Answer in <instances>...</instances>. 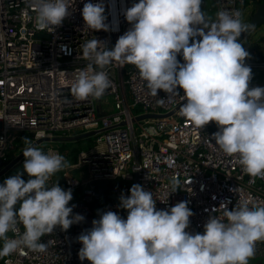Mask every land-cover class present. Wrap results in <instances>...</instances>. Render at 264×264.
Masks as SVG:
<instances>
[{
    "label": "clouds",
    "instance_id": "9594fccd",
    "mask_svg": "<svg viewBox=\"0 0 264 264\" xmlns=\"http://www.w3.org/2000/svg\"><path fill=\"white\" fill-rule=\"evenodd\" d=\"M201 5L202 0H138L124 10L131 27L111 49L97 39L83 45L82 56L89 63L79 71L71 91L81 101L99 99L112 84L105 69L132 64L151 95L163 90L171 97L182 89L180 115L200 129L214 122L216 145L225 154L238 156L242 171L254 182L264 178V87H249L252 71L245 60L250 54L238 42L241 33L253 26L244 23L239 13L224 10L211 20ZM30 7L37 31H54L70 14L68 0H30ZM81 16L92 31L108 30L102 2L84 3ZM25 141L23 170L29 178L17 173L0 184V258L21 247L43 252L47 244L41 237L51 235L57 226L67 231L84 219L69 206L71 190L49 185L51 177L67 166L65 157ZM177 188L179 181L173 180L170 192ZM129 193L119 197L118 205L127 210L126 219L105 211L78 235L81 261L249 264L256 243L264 241V206L250 207L249 201H241L225 210V219L209 216L203 233H189L193 212L187 201L157 210L153 193L141 185L133 184Z\"/></svg>",
    "mask_w": 264,
    "mask_h": 264
},
{
    "label": "built area",
    "instance_id": "2783aa9c",
    "mask_svg": "<svg viewBox=\"0 0 264 264\" xmlns=\"http://www.w3.org/2000/svg\"><path fill=\"white\" fill-rule=\"evenodd\" d=\"M213 1L217 12L240 14L239 4L244 0ZM86 2L103 3L107 31H92L84 25L81 9ZM137 2L68 0L70 14L61 26L46 32L35 28L30 0H0V114L4 116L0 119V161L8 164L7 152L15 149L12 143L23 131L31 135V142L36 145L69 137L79 130L94 131L95 137L90 148L79 151L74 164L60 171L59 180L55 174L49 180L50 186L57 183L72 194L80 191L69 206L73 214L84 219L67 231L57 226L51 235L41 237V242L47 244L45 251L21 247L0 258L1 264H90L78 258L82 246L78 235L90 229L92 220L99 219L102 212L114 211L126 219L127 210L118 207L119 197L128 196L133 184L153 193L157 210L187 201L193 212L186 229L189 233H203L209 216L225 219V210L237 207L241 201H249L250 207L264 206V178L257 177L252 182L242 171L238 156H229L216 145L212 138L218 131L216 124L209 122L200 129L180 115L182 89L171 97L163 90L153 96L134 65L113 64L105 69L112 84L102 97L81 101L73 96L71 85L89 63L83 59V45L97 39L111 49L131 27L124 10ZM177 59L183 63L182 56ZM245 64L264 69V58L250 56ZM104 96L112 97L110 111L104 108ZM135 104L143 109L139 115L132 111ZM99 111L104 115L98 116ZM147 114L156 116L137 119ZM49 151L60 154L57 149L49 148L46 153ZM23 162L24 156L11 174L1 176L0 184L17 173L27 180ZM82 165L87 166V172L81 170L80 182L70 170ZM173 180L179 181V188L170 192ZM101 181H107V186L98 195ZM18 228L22 233L23 225ZM262 257L264 241H258L250 259Z\"/></svg>",
    "mask_w": 264,
    "mask_h": 264
},
{
    "label": "rangeland",
    "instance_id": "374dc122",
    "mask_svg": "<svg viewBox=\"0 0 264 264\" xmlns=\"http://www.w3.org/2000/svg\"><path fill=\"white\" fill-rule=\"evenodd\" d=\"M239 8H240V17L242 21L244 23L248 22L250 19V13L253 8L252 4L251 3L247 4L246 1H243L242 3L239 4ZM202 10L205 12L206 16L209 19L214 20L216 18L217 10H216V4L213 0H205L204 4L202 5ZM245 41L247 42L248 48L251 52H255L256 54L264 57V26L263 25H259L255 27L250 33H248ZM250 68L252 71V79L250 83L253 86L264 87V69L252 68V67ZM102 99L107 100V105L104 106V108H106L108 111L112 110V106H113L112 97L104 96ZM128 101L130 103L133 102L130 96H128ZM132 111L135 113V115H139L143 112V109L139 104H135L134 107L132 108ZM83 132H84L83 130L74 131L71 132V136H77L79 134H82ZM20 135L21 136L12 143L15 146V149L7 152V162L9 163L14 161L22 153V150L27 146L25 138L27 139V141L31 142V135L27 131L21 132ZM94 139L95 137L93 135H90L88 136V139L86 137H83L78 140H66V141L54 140L51 142L44 141L40 145H36V147L42 148L45 152L49 148L59 150L60 154L65 157V160L67 161V166H70L74 164L73 162L76 160V156L79 153V151L87 150L94 144ZM17 166L18 163L13 166V169L16 168ZM81 170L87 172V166L82 165L81 167L70 170L71 175L77 177L80 180V182L82 178V175L80 174ZM59 174H61V172H59ZM77 192L78 191H74L73 194L74 196L79 197V194H77ZM101 199L103 200L104 198ZM97 210L98 208L95 209V211ZM1 243H3V241H0V245ZM256 260L257 259H249V264H255ZM261 260H264V258ZM1 263L2 262L0 260V264Z\"/></svg>",
    "mask_w": 264,
    "mask_h": 264
},
{
    "label": "water",
    "instance_id": "95a60500",
    "mask_svg": "<svg viewBox=\"0 0 264 264\" xmlns=\"http://www.w3.org/2000/svg\"><path fill=\"white\" fill-rule=\"evenodd\" d=\"M250 1L253 3V5H252L253 8H252V11L250 13V19L248 22H246V24L252 25L253 27H250L247 32L241 33L240 37H238V42H241V43H243L245 41L247 34L250 33L255 27H257L259 25L264 26V0H250ZM100 115L101 116L104 115V112L99 111L98 116H100ZM150 116H156V115H152V114L142 115V116L137 117V119L150 117ZM92 134H94V131L83 133V134H80L77 136L56 137L55 140H63V141L78 140V139L83 138V137H88ZM33 145L36 146V143H33ZM22 156H23V153H21L14 161L6 164L3 167H2L3 161H0V176H2L5 173L11 174L13 166L15 164H17L19 158ZM99 184H100V188L97 191L98 195L103 193L104 188L107 186V181H101V182H99Z\"/></svg>",
    "mask_w": 264,
    "mask_h": 264
},
{
    "label": "trees",
    "instance_id": "16d2710c",
    "mask_svg": "<svg viewBox=\"0 0 264 264\" xmlns=\"http://www.w3.org/2000/svg\"><path fill=\"white\" fill-rule=\"evenodd\" d=\"M244 1H246L247 4L249 3V0H244ZM242 44H243V47L246 49V51L249 52L247 42L244 41ZM252 86H253V85H252ZM86 138L88 139V137H86ZM5 163H9V162H7V160H6ZM76 191H78L77 194H80V191H79V190H76ZM75 197H77V196H74V194H72V200H73ZM17 207H18V206H17Z\"/></svg>",
    "mask_w": 264,
    "mask_h": 264
},
{
    "label": "crops",
    "instance_id": "0c3cea01",
    "mask_svg": "<svg viewBox=\"0 0 264 264\" xmlns=\"http://www.w3.org/2000/svg\"><path fill=\"white\" fill-rule=\"evenodd\" d=\"M248 50H249V48H248ZM249 54H250L249 57H250V56H255V57H258L259 59L264 58V57H262V56L256 54L255 52H251L250 50H249ZM55 177H56L58 180L60 179L59 172L55 173Z\"/></svg>",
    "mask_w": 264,
    "mask_h": 264
},
{
    "label": "flooded vegetation",
    "instance_id": "af4514ba",
    "mask_svg": "<svg viewBox=\"0 0 264 264\" xmlns=\"http://www.w3.org/2000/svg\"><path fill=\"white\" fill-rule=\"evenodd\" d=\"M251 4L253 5V3L251 2ZM253 7V6H252ZM264 257H262V258H258L257 260H256V263L255 264H264V260H261V259H263Z\"/></svg>",
    "mask_w": 264,
    "mask_h": 264
}]
</instances>
